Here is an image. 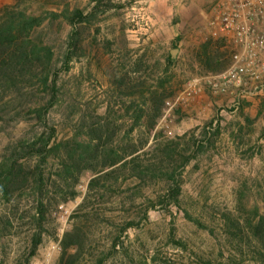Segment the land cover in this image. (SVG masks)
<instances>
[{
    "label": "trees",
    "instance_id": "trees-1",
    "mask_svg": "<svg viewBox=\"0 0 264 264\" xmlns=\"http://www.w3.org/2000/svg\"><path fill=\"white\" fill-rule=\"evenodd\" d=\"M42 1L14 0L0 7V129L9 125L19 129L0 145V241L25 237L16 264H32L46 239H58L54 212L61 201L77 199L86 174L92 175L86 184L88 198L70 216L59 264H78L93 228L111 220L115 231L94 260L104 264L123 252L129 229L151 224L154 211L172 217L168 239L182 249L191 247L188 240L176 237L175 213L218 238L213 251L191 252L196 264H264V208L257 203L248 207L241 189L234 208L220 212L214 221L195 211L192 196L186 201L184 170L218 140L222 132L218 119L209 120L198 133L176 139L165 140L158 131L148 148V130L156 126L166 100L175 94L172 71L177 58L167 53L163 61L149 64L145 52L121 48L107 67L99 62L103 73L96 76L97 103L71 98L68 85L76 77H66L75 60H85V31L119 8L121 0H89L72 9L66 3L58 12L49 8V0ZM46 27L52 34L62 27L63 39L46 41ZM113 45L103 47L110 51ZM172 46L179 48L177 38ZM231 56L222 39H209L196 50L195 60L207 73H219L228 68ZM151 72L160 76L152 79ZM58 108L65 119L63 114L56 119ZM246 119L248 125L233 134L237 151L251 125L250 117ZM260 150L264 154V146L257 153ZM243 186L251 188L249 181ZM258 191L264 203V187ZM113 205L122 214L117 224L108 214ZM155 259L152 254L141 264ZM158 261L180 264L167 256Z\"/></svg>",
    "mask_w": 264,
    "mask_h": 264
},
{
    "label": "rangeland",
    "instance_id": "rangeland-1",
    "mask_svg": "<svg viewBox=\"0 0 264 264\" xmlns=\"http://www.w3.org/2000/svg\"><path fill=\"white\" fill-rule=\"evenodd\" d=\"M88 1L49 0L48 4L49 8L58 12L59 5L68 3L71 9L82 8ZM13 2L14 0H0V7ZM215 2L216 0H121L119 8L85 31L84 45L87 47L85 60H75L69 72L70 77H66V80L76 77L68 85V88L73 90L71 98L90 100L95 105L97 98H100V91L95 87L98 84L96 76L100 77L103 73V70L98 68L99 62L104 68L107 67L121 48L145 52L149 64H154L157 60L163 61L167 53L172 55V42L176 38L179 48L172 56L177 58L172 71L175 75L173 82L175 94L169 99L179 96L189 79L210 73L199 66L195 60V53L201 46L200 31L206 32L211 8ZM33 10L39 12L37 5ZM49 30L46 27L45 32L48 36L46 41L54 38L58 41L63 39L65 30L62 27H57L55 34ZM108 42L114 44L110 51L109 48L103 47V44ZM159 76L151 72L152 79ZM83 82L85 84L82 87L80 83ZM62 114L63 109L55 110L57 120L62 118ZM246 116L250 117L251 125L245 128L246 138L240 145V151H237L233 134L239 128L248 125ZM63 117L65 119L64 114ZM211 119H218L222 132L218 140L200 153L184 170L182 184L184 194L188 196L186 201H191L190 196H192L193 200H196L195 211L202 212L207 221H214L220 216V212L234 208L236 195L241 189L248 207L257 203L263 210L264 203L258 190L260 185L264 187V154L261 153L262 149L258 153L256 150L264 146V86L259 92L248 84L247 87L232 90L227 94L213 93L206 88L195 99L182 101L175 109L169 123L172 133H165L164 138L176 139L185 134L198 133ZM18 131L19 129L13 125L0 129V145L14 138ZM61 134H64V128L61 129ZM148 134L150 135L148 148L151 149L156 136L152 137L149 130ZM181 144L184 145L182 140ZM253 146L257 147L253 148ZM252 153H255V156L249 157ZM91 177L92 175L86 174L80 185L77 198L81 196V204L87 201L86 184ZM246 181H249L250 189L243 186ZM114 206L111 207L114 210L108 214L117 224L122 219V214L115 210ZM151 216L150 225L143 229L128 230L123 252L114 254L104 264H141L144 259L150 260L152 254H155L156 259L151 264H161L158 260L165 256L176 259L180 264H196L191 252L206 253L214 250L217 242L215 239L218 238L196 229L181 218L182 215L178 218L175 213L177 218L175 234L177 238L188 240L192 251L182 249L168 239L172 217L157 211L152 212ZM114 231L115 227L111 220L95 226L93 235L87 243V252L78 264H94L96 257L107 248ZM57 240L46 239L38 249L32 264H59L61 247L60 243L57 244ZM24 242L25 237L7 242L5 239L1 240L0 264H16Z\"/></svg>",
    "mask_w": 264,
    "mask_h": 264
},
{
    "label": "built area",
    "instance_id": "built-area-1",
    "mask_svg": "<svg viewBox=\"0 0 264 264\" xmlns=\"http://www.w3.org/2000/svg\"><path fill=\"white\" fill-rule=\"evenodd\" d=\"M209 39H222L231 49V62L223 72L195 76L184 85L179 96L166 100L163 114L154 128L149 129L152 137L158 131L171 134V115L182 101H190L202 94L206 88L213 93L227 94L232 90L254 86L262 91L264 86V0H216L211 8L206 32L201 30V44ZM81 197V196H80ZM65 199L54 212L58 226V242L71 229L70 216L76 212L82 198ZM49 263V262H48Z\"/></svg>",
    "mask_w": 264,
    "mask_h": 264
},
{
    "label": "water",
    "instance_id": "water-1",
    "mask_svg": "<svg viewBox=\"0 0 264 264\" xmlns=\"http://www.w3.org/2000/svg\"><path fill=\"white\" fill-rule=\"evenodd\" d=\"M177 51V49H173L172 56H174V53Z\"/></svg>",
    "mask_w": 264,
    "mask_h": 264
}]
</instances>
